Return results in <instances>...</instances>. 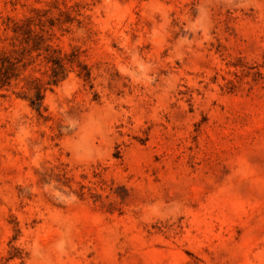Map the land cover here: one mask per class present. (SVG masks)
Here are the masks:
<instances>
[{
    "label": "rangeland",
    "instance_id": "obj_1",
    "mask_svg": "<svg viewBox=\"0 0 264 264\" xmlns=\"http://www.w3.org/2000/svg\"><path fill=\"white\" fill-rule=\"evenodd\" d=\"M0 264H264V0H0Z\"/></svg>",
    "mask_w": 264,
    "mask_h": 264
}]
</instances>
